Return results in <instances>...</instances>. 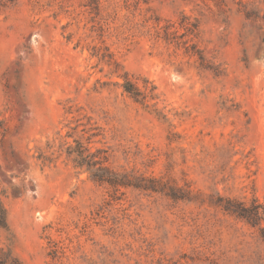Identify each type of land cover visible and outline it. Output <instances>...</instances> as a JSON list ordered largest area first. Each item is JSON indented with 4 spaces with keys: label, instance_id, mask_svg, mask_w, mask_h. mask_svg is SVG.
I'll return each mask as SVG.
<instances>
[{
    "label": "rangeland",
    "instance_id": "1",
    "mask_svg": "<svg viewBox=\"0 0 264 264\" xmlns=\"http://www.w3.org/2000/svg\"><path fill=\"white\" fill-rule=\"evenodd\" d=\"M0 201V264H264V0H0Z\"/></svg>",
    "mask_w": 264,
    "mask_h": 264
},
{
    "label": "trees",
    "instance_id": "2",
    "mask_svg": "<svg viewBox=\"0 0 264 264\" xmlns=\"http://www.w3.org/2000/svg\"><path fill=\"white\" fill-rule=\"evenodd\" d=\"M125 90L127 92L131 93L133 96H137V93L135 91H132V89H130V87L128 85L125 86ZM80 156L83 157L82 154H80ZM97 164L98 163H91L88 165L89 170H90V177L95 182H98L100 184L108 183L110 185L118 184V183H116L114 176L103 174L104 172H108V170L105 167H102V166L96 167ZM77 165L82 166L83 163L77 161ZM95 167H96V169H92ZM227 210H229V209H227ZM0 227L7 228V223H6V219H5V210L1 204V201H0Z\"/></svg>",
    "mask_w": 264,
    "mask_h": 264
}]
</instances>
